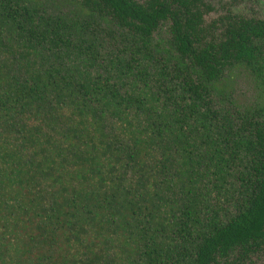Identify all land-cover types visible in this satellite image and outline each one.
I'll return each mask as SVG.
<instances>
[{
    "label": "trees",
    "instance_id": "1",
    "mask_svg": "<svg viewBox=\"0 0 264 264\" xmlns=\"http://www.w3.org/2000/svg\"><path fill=\"white\" fill-rule=\"evenodd\" d=\"M213 11L0 0V264L264 255V104L231 80L264 85V19Z\"/></svg>",
    "mask_w": 264,
    "mask_h": 264
},
{
    "label": "rangeland",
    "instance_id": "2",
    "mask_svg": "<svg viewBox=\"0 0 264 264\" xmlns=\"http://www.w3.org/2000/svg\"><path fill=\"white\" fill-rule=\"evenodd\" d=\"M214 9L213 13L206 17V22L211 23L226 14L230 9L236 14L248 18L264 19V0H205ZM163 36V34H162ZM232 99L235 107L240 110H249L256 105L264 104V85L249 71L241 70L231 77ZM231 108L232 106L228 104ZM250 264H264V255L253 258Z\"/></svg>",
    "mask_w": 264,
    "mask_h": 264
}]
</instances>
